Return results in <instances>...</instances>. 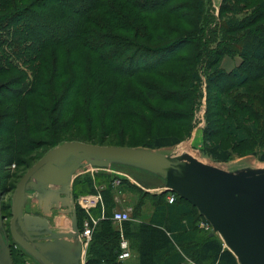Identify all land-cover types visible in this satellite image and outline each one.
Instances as JSON below:
<instances>
[{
  "label": "trees",
  "instance_id": "16d2710c",
  "mask_svg": "<svg viewBox=\"0 0 264 264\" xmlns=\"http://www.w3.org/2000/svg\"><path fill=\"white\" fill-rule=\"evenodd\" d=\"M230 1L224 0L220 12L227 13L221 38L226 44L212 52L207 50L209 39L201 37L205 0H195L194 6L184 0H0V76H11L0 84L2 194V168L25 164V156L38 146L34 136L48 132L43 113L50 121L49 147L76 126L95 138L98 130L112 131L124 123L147 131L143 147L182 141L194 122L199 78L194 68L199 61H208L211 72L206 77L202 154L226 162L233 153H251L264 161V153L253 150L264 148V0L241 20L240 9L251 0ZM192 7L195 16L188 14ZM224 54H237L242 61L226 72L219 66ZM154 101L186 109H164L150 104ZM159 121L181 122L187 134L180 139L170 133L151 136L150 128ZM104 178L103 218L92 230L85 264H123L117 260L120 232L111 219L113 179ZM119 183L130 186L125 179ZM73 188L75 197L95 191L88 174L76 178ZM135 190L141 195L132 207L135 218L144 196L156 204L149 223H121L138 264H182L184 255L197 264H237L219 238L197 228L195 223L204 219L189 201L176 195L173 202H162L167 192L150 196ZM1 213L10 218V200L1 199ZM75 213L81 229L89 214L76 202ZM10 250L12 263L23 264L24 254L12 239Z\"/></svg>",
  "mask_w": 264,
  "mask_h": 264
},
{
  "label": "water",
  "instance_id": "95a60500",
  "mask_svg": "<svg viewBox=\"0 0 264 264\" xmlns=\"http://www.w3.org/2000/svg\"><path fill=\"white\" fill-rule=\"evenodd\" d=\"M183 144L185 145V143L181 142L167 149H155L94 145L80 141H68L52 147L28 168L20 178L15 189L13 203H10L11 216L7 232L5 231V217L1 213L2 192L0 191V264H13L10 242L8 241L9 236H11L14 243L20 245L27 253L36 257L43 264L70 263L72 260L68 256L65 255L61 259L55 255L48 254L47 250L43 249V246L38 245L36 243L38 232L34 231L29 236L23 234V232L29 229L38 230L41 228V232L44 233L42 231L43 227L51 226L46 218L47 208L51 201H57L64 207L67 220L70 221L72 229L74 228V233L79 236L72 194V181L77 171L84 167L108 169L110 171L111 165L118 163L127 167H136L148 175L162 177V180L169 179L170 183L166 181L164 189L159 194L165 192L175 193V188L171 185L175 178L187 184L192 198L211 215V217H207L204 211L197 208L212 227L209 236L215 235L222 243L223 238L211 218L220 220L226 232L238 242L241 250L238 259L245 260L247 264H264V242H261V240L264 241V202H258L251 196V193H254L258 199L264 198V173L250 176L240 175L203 164L188 153L175 154V151L169 153L173 147L182 146ZM183 148L185 149V146ZM182 160H189L217 176L233 181L237 186V190L245 189V196H237L236 200L238 199L239 201H235L236 203L230 202L231 205H228L231 216H225L221 210V206L226 203L224 198H219L215 201L214 203L219 204L215 206L211 205L210 201L205 197L191 190L187 177L175 165ZM115 178L127 180L122 173H118ZM136 186L139 187L138 185ZM183 199L196 207L195 203L187 199V197ZM33 202L37 203L43 216L34 212ZM238 202L245 205L239 208ZM21 227L22 233L19 231ZM49 229L52 230V228ZM81 247V243H79L75 248L77 259L80 256ZM251 247L255 248L258 256L251 252ZM226 249L228 248L226 247Z\"/></svg>",
  "mask_w": 264,
  "mask_h": 264
},
{
  "label": "rangeland",
  "instance_id": "374dc122",
  "mask_svg": "<svg viewBox=\"0 0 264 264\" xmlns=\"http://www.w3.org/2000/svg\"><path fill=\"white\" fill-rule=\"evenodd\" d=\"M184 1L194 6L195 0H184ZM232 1L233 0H231L230 2L232 3ZM259 1L260 0H251L248 3H246L245 7H241L237 17L240 20L243 19L245 15L251 12L253 6ZM223 2L224 0H205V15H203L201 37L203 41L205 40L208 41L207 39H209L208 48H207L208 51L214 52L217 48H220L221 46L226 44L221 41L222 34L224 31L222 25V19L227 15V13H223V14L220 13ZM189 10H191L188 13L190 16L196 15V11L193 7ZM207 14L209 15V17L207 16ZM169 21L178 26H182L181 28L186 27V25L185 24L183 25L181 22L174 21L172 19H169ZM213 26L215 27L212 28ZM210 27L212 28V30ZM156 32L152 34V37H154ZM159 43L155 42L154 44L157 45ZM184 54L187 55V52H185ZM214 57H216V55ZM207 63L208 61H203V62L199 61L198 65L194 68L196 69V73L199 77L196 81V88L194 89L195 98L193 104V116L197 115V120L201 112L204 111V109L202 108V100L205 101V108H206V77L211 73L207 68ZM178 71L179 72L182 71L181 66H179ZM16 75L17 73H13L12 77ZM10 77L11 76H0V84L7 81ZM148 78L152 79L155 83H158L159 85L166 86L163 80H160L153 76H149ZM196 92L197 95L195 96ZM150 104L164 109L165 108L168 109L170 107L173 108L174 106L169 104H161L158 101L150 102ZM48 105L50 104L48 103ZM133 107L134 109L141 111L144 116L150 119L149 115L144 110H141L139 106L133 105ZM174 107L180 110L186 109L185 106H174ZM47 113L48 112H46V115ZM42 117H43L42 123L48 127L47 128L48 132L36 134L34 136V139L38 141V146L33 150L32 153L25 156V158L28 159L25 161V164L29 165L28 168H30L49 149L63 142L80 141L94 145L125 146V147H143L142 146L143 143H146L147 131L145 129L142 130L136 128L134 125H132V123H124L121 124L118 128L112 129V131L108 130L105 132H101L102 129L98 130L97 133H95V138L87 136L88 133L86 128L82 129L81 126H76L71 128L70 130L68 129L67 131H64L65 133L63 135H59V137H57V141L59 140L58 143L54 146L49 147L48 146L49 145L48 142L50 140L49 132L51 131L49 130L51 128L50 121L47 120L48 118H46L44 113ZM202 119L200 118V123L202 122ZM186 130L187 128L184 127L183 124H181V122L167 123V122L159 121L150 128V134L151 136H158L159 134L170 133L172 135L177 136L180 139L187 134ZM1 146H2V142L0 141V147ZM182 146L183 147L185 146V149ZM182 146L173 147L169 151V153H172L174 151L175 154H179L182 152L188 153L189 155H192L203 164L215 166L226 172L227 171L233 172L240 175L250 176V175H257L260 173H264V161L259 160L258 155H253L250 153L239 156V154L233 153V158L231 160L226 162H217L211 160L210 157L205 156L197 151L190 150V148L187 147V145L183 144ZM253 150L254 152L256 151L258 153H264V148L256 147ZM25 164H21L19 166H13L14 164H12L10 166H6L2 168L3 171H1V174L3 175V180L1 184L4 186V188H6V191L8 190L7 192L5 191L4 194L1 195V199L3 198V201L6 202L10 200V203L11 202L13 203L16 186L22 175L28 170ZM175 165L177 169L184 176L187 177L185 178L187 179L188 184L190 183L191 190H194L199 195L205 197L208 201H210L211 205H215V206L219 205L214 202L217 201L219 198H224V202L226 203L223 206H221V210L225 216L230 215V211L228 207V205L229 206L231 205L230 202L233 203L237 201L238 200V199L236 200L237 196H245L244 188L237 190L236 189L237 186L233 181L223 178L221 176H217L207 171L206 169H203L202 167L192 163L189 160L178 161ZM136 176L138 177V179L142 180L144 184L149 186L150 184L155 185L160 183L161 184L166 183V181L170 183L169 179L162 180V177H160L161 178L160 179L157 176L147 175L143 171H138V173L136 172ZM134 179L136 180V178ZM172 183H173L171 184L172 187L175 188V193H173L175 196L176 195L180 196V198L182 199L187 197V199L195 203L198 209L204 211L207 217H211L210 213L192 198L188 190L187 184H184L181 180H178L176 178ZM132 193H133L134 201H136L138 197L140 198V194L138 192L132 191ZM255 195L256 194L251 193V196L254 197L258 202H264V198L258 199L257 197H255ZM256 200L254 201L257 203ZM129 203L130 201L127 200L125 204L128 205H125L124 208L123 207L115 208L113 209V211L123 210L127 207L134 206L132 202L130 204ZM244 205H245L244 203L238 202L239 208H241ZM38 211L42 214L40 209ZM7 212L8 211H5V213ZM132 212L133 210L130 212V219L135 218ZM46 216L45 217L47 218V221L51 226L43 227L42 231H44V233L41 232V228H40L38 230L35 229L25 230L23 234H27L29 236L34 231L38 232L36 243L38 245L43 246L44 247L43 249H46L47 250L46 252L48 254L55 255L57 257H60L61 259H63V257L66 255L69 257L70 260H72L68 264H85L86 248L91 238H89L88 240V238L86 239L85 237H82L81 236L82 228L80 229L78 226L77 228L79 231V236L74 233V228L72 229L70 221L67 220L66 215L64 213V207L60 202L57 203V201H51L47 208ZM211 219L214 220L215 225L218 227L220 236L223 238L225 245L228 246L230 249H232L237 256L241 254L240 247L237 244L238 242L226 232L220 220H217L215 218H211ZM8 220L6 221V219H4V222L5 221L8 222ZM49 228H52V230H50ZM5 231L6 232L8 231L7 225L5 226ZM19 231L22 233V227L19 228ZM8 241L9 242L11 241V236L8 237ZM261 242L264 241L261 240ZM79 243H81L82 249L80 251V256L77 259V256L75 255V248ZM16 247H18V249H20L24 254L23 264H43L36 257L27 253L20 245L16 244ZM251 252L254 255L258 256V252L255 250L254 247H251ZM12 256H13V261L15 260L18 262L17 258L14 255ZM126 263L136 264V261L133 258H130L126 260Z\"/></svg>",
  "mask_w": 264,
  "mask_h": 264
},
{
  "label": "crops",
  "instance_id": "0c3cea01",
  "mask_svg": "<svg viewBox=\"0 0 264 264\" xmlns=\"http://www.w3.org/2000/svg\"><path fill=\"white\" fill-rule=\"evenodd\" d=\"M241 61H242V58L239 55H237V54H234V55H229V54L226 55L225 54V55L222 56L219 66H220V68L222 70H224L226 72H229L232 69L236 68L241 63ZM202 108L204 109V111L202 112V118H203L202 120H203V122L200 123V125H199L197 123H199L200 120L197 123H195V121L193 122V120H192V128L190 130V134L186 138H184L182 141L179 142V143H181V142L185 143V145H187V147H189L190 150L197 151V152H199L201 154H202V144H203V142H202L203 141V138H202V133L203 132H202V130H203V127H204V124H205V119H204L205 101L204 100H202ZM170 147L171 146H164V147H160V148L161 149H167V148H170ZM155 149H158V148H155ZM138 171H142V170L137 169L136 167H127L126 165L119 164V163L111 165L110 171H108V169H100V168H93V167L92 168L91 167H84V168L79 169L77 171L73 181H72V194H73V197H74V204H75V201L77 200V198L80 197V196L89 195V194H98L100 196V201L97 202L94 206L89 208V215L95 221H98L99 219L103 218L104 204H103V196L101 194V190L106 188V185H107V182H105L106 180H105L104 176H106L108 178H111V179H113V177H114V179L112 180L114 182V180L117 179V178H115V176L118 173L124 174V176L127 178L126 181L128 182V184L131 187L130 186H126V185H122L120 183L117 184V185H114L113 182H112V185H113L112 186L113 187V200H114V204H115L113 209L120 208V207L124 208L125 205H128V204H125L127 200H129L130 203L132 202L133 205H135V203L138 200H140L139 197L136 199V201L133 200L132 191L137 192L135 189L141 191L142 193H146V194H148L150 196H161V195H164V193L159 194L164 189V183L155 184V185H151L150 184V186L146 185V184H144V182L142 180L138 179V177L136 176V172L138 173ZM85 174H88V176L91 178L92 186L95 189V191L94 192H90V193H79L75 197L74 196V188H73L74 181H75L76 178L81 177V176H83ZM134 178H136V180ZM117 180H119V179H117ZM135 184L138 185L141 188L137 187ZM152 184H154V183H152ZM132 187H134L135 189H133ZM130 190H132V191H130ZM168 194L169 193L167 192V195H165L163 197L164 199L162 200V202L166 201L167 203H170V202L167 201ZM140 197H141V195H140ZM154 203L155 202H153L150 197L144 196L143 200H142V205H141V208H140V214L136 218H134V219L132 218V220L134 222H136V223H149L150 218H151V216L153 215V213L155 211L156 204H154ZM32 206H33L34 212H36V214H39L40 216H43V214H41L38 211L39 207L37 206L36 202H33ZM29 209H30V207H29ZM98 209H99L100 213L98 212ZM131 211H132V209H131ZM198 213L203 217L204 220H200V221L196 222L195 224H197L196 226H197V228L199 230H203L204 231L205 229L202 227V223L206 222V220H205L204 216L200 213L199 210H198ZM113 224H114V227H116L118 229L121 226V225L119 226L115 222ZM205 231L206 232L208 231L210 233L212 231V227L209 230H205ZM209 233H208V235H209ZM222 246L224 248L227 247L235 255V257L237 259V262H238L237 264H247L245 262V260H241V259L239 260L238 259V256L236 255V253L232 249H230L228 246L225 245L223 239H222ZM177 249H179V248H177ZM130 254H131L130 257L127 258V259L133 258L136 261V264H138V255H137V251L135 250V248L134 249H130ZM184 257L192 260L190 257H188L186 255H184ZM127 259L123 260V264H127L126 263ZM182 264H186V262L182 263Z\"/></svg>",
  "mask_w": 264,
  "mask_h": 264
},
{
  "label": "built area",
  "instance_id": "2783aa9c",
  "mask_svg": "<svg viewBox=\"0 0 264 264\" xmlns=\"http://www.w3.org/2000/svg\"><path fill=\"white\" fill-rule=\"evenodd\" d=\"M200 118L202 119V112H201L200 116L198 117V120H197V115L194 116L195 123H196V121L198 122L200 120ZM202 122H203V120H202ZM197 124H200V121ZM119 182L120 181L116 179V180H114L113 184L117 185V184H119ZM174 199H175V195L173 193H169L167 196V201L171 203L174 201ZM99 201H100V196L98 194H89V195H84V196L78 197L75 202L89 214V208L94 206ZM131 209H132L131 207H127L123 210H117V211L115 210L112 213L111 219L113 220V222L117 223L120 226L123 221L130 220ZM96 222L97 221L92 219L89 215V219H85L82 223V234H81V236L85 237L86 239L88 238V240H89V238H91L92 230H93ZM202 227L205 230H209L211 228L210 224L208 222L202 223ZM119 232H120V241H119V252L117 255V260L123 261L124 259L129 258L131 254H130L129 242L124 237L121 226L119 227ZM185 260H186V264H197L196 262H194L188 258H185Z\"/></svg>",
  "mask_w": 264,
  "mask_h": 264
},
{
  "label": "flooded vegetation",
  "instance_id": "af4514ba",
  "mask_svg": "<svg viewBox=\"0 0 264 264\" xmlns=\"http://www.w3.org/2000/svg\"><path fill=\"white\" fill-rule=\"evenodd\" d=\"M6 219V221L8 220L7 218H5ZM6 221L4 222V223H6ZM6 226V225H5Z\"/></svg>",
  "mask_w": 264,
  "mask_h": 264
},
{
  "label": "bare ground",
  "instance_id": "6f19581e",
  "mask_svg": "<svg viewBox=\"0 0 264 264\" xmlns=\"http://www.w3.org/2000/svg\"><path fill=\"white\" fill-rule=\"evenodd\" d=\"M211 199V198H210ZM214 204V203H213ZM213 237V236H212ZM216 238V237H215Z\"/></svg>",
  "mask_w": 264,
  "mask_h": 264
}]
</instances>
